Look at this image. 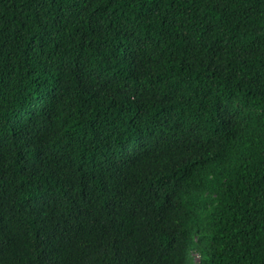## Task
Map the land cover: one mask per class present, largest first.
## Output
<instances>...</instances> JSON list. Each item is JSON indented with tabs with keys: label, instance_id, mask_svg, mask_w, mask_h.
<instances>
[{
	"label": "trees",
	"instance_id": "16d2710c",
	"mask_svg": "<svg viewBox=\"0 0 264 264\" xmlns=\"http://www.w3.org/2000/svg\"><path fill=\"white\" fill-rule=\"evenodd\" d=\"M0 264H264V0H0Z\"/></svg>",
	"mask_w": 264,
	"mask_h": 264
},
{
	"label": "rangeland",
	"instance_id": "374dc122",
	"mask_svg": "<svg viewBox=\"0 0 264 264\" xmlns=\"http://www.w3.org/2000/svg\"><path fill=\"white\" fill-rule=\"evenodd\" d=\"M197 257V256H196Z\"/></svg>",
	"mask_w": 264,
	"mask_h": 264
}]
</instances>
